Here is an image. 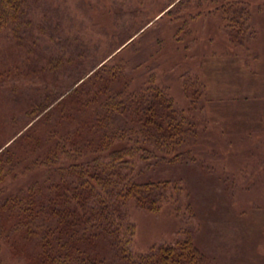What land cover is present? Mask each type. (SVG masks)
<instances>
[{
    "label": "trees",
    "instance_id": "1",
    "mask_svg": "<svg viewBox=\"0 0 264 264\" xmlns=\"http://www.w3.org/2000/svg\"><path fill=\"white\" fill-rule=\"evenodd\" d=\"M212 2L207 13L222 19L230 43L256 45L252 0ZM35 5L0 0V32L8 30L17 43L28 40L29 52L39 39L28 20ZM133 37L100 62H75L80 70L63 88L45 78L24 123L0 141V264H7V252L26 264H211L189 230L146 252L133 250L130 205L157 213L187 191L182 180L140 178L197 160L199 121L211 101L202 78L190 75L182 85L187 104L179 106L170 86L148 75V59L134 66L122 57ZM52 63L40 70L64 66L60 58ZM22 73L0 66V87L15 76L34 81ZM1 119L0 133L7 123Z\"/></svg>",
    "mask_w": 264,
    "mask_h": 264
},
{
    "label": "rangeland",
    "instance_id": "2",
    "mask_svg": "<svg viewBox=\"0 0 264 264\" xmlns=\"http://www.w3.org/2000/svg\"><path fill=\"white\" fill-rule=\"evenodd\" d=\"M212 1L36 0L28 10L33 34L39 36L32 52L28 40L17 43L8 30L0 32V66H19L22 76L35 77L22 82L15 76L0 87L1 123L7 121L0 141L24 123L26 108L46 87L45 78L49 86L63 88L80 70L75 62H100L134 35L122 54L127 62L135 66L148 59V75L170 86L181 107L187 104L186 77L199 75L211 101L199 121L197 160L162 165L140 178L182 180L187 191L157 213L130 205L137 226L133 250L146 252L189 230L211 264H264V0H252L258 30L252 48L229 42L222 19L207 13ZM57 58L64 62L59 71L40 70ZM5 261L26 264L10 252Z\"/></svg>",
    "mask_w": 264,
    "mask_h": 264
}]
</instances>
